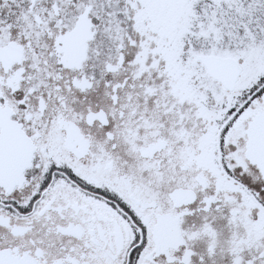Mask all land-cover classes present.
I'll return each mask as SVG.
<instances>
[{"label":"snow or ice","instance_id":"snow-or-ice-1","mask_svg":"<svg viewBox=\"0 0 264 264\" xmlns=\"http://www.w3.org/2000/svg\"><path fill=\"white\" fill-rule=\"evenodd\" d=\"M0 264H264V0H0Z\"/></svg>","mask_w":264,"mask_h":264}]
</instances>
